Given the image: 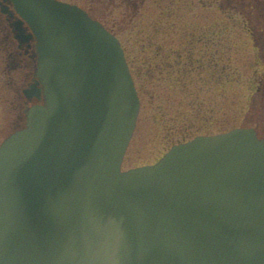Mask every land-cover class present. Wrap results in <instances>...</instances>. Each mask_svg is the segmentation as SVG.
Wrapping results in <instances>:
<instances>
[{
	"label": "water",
	"instance_id": "95a60500",
	"mask_svg": "<svg viewBox=\"0 0 264 264\" xmlns=\"http://www.w3.org/2000/svg\"><path fill=\"white\" fill-rule=\"evenodd\" d=\"M45 105L0 147V264H264V141L200 136L122 171L140 99L116 36L56 0H11Z\"/></svg>",
	"mask_w": 264,
	"mask_h": 264
},
{
	"label": "rangeland",
	"instance_id": "374dc122",
	"mask_svg": "<svg viewBox=\"0 0 264 264\" xmlns=\"http://www.w3.org/2000/svg\"><path fill=\"white\" fill-rule=\"evenodd\" d=\"M60 1L89 11L125 50L141 106L123 171L250 124L263 66L237 12L212 0Z\"/></svg>",
	"mask_w": 264,
	"mask_h": 264
},
{
	"label": "flooded vegetation",
	"instance_id": "af4514ba",
	"mask_svg": "<svg viewBox=\"0 0 264 264\" xmlns=\"http://www.w3.org/2000/svg\"><path fill=\"white\" fill-rule=\"evenodd\" d=\"M212 1L217 8L237 12L243 18L244 30L252 40L256 56L262 60L263 70L257 74L251 90L250 124L243 128L254 130L264 140V0ZM37 67L36 36L14 4L0 0V117L4 123L0 145L27 126L28 112L41 103L34 91Z\"/></svg>",
	"mask_w": 264,
	"mask_h": 264
},
{
	"label": "bare ground",
	"instance_id": "6f19581e",
	"mask_svg": "<svg viewBox=\"0 0 264 264\" xmlns=\"http://www.w3.org/2000/svg\"><path fill=\"white\" fill-rule=\"evenodd\" d=\"M124 159H125V156H124ZM123 164H124V160H123V162H122V167H123Z\"/></svg>",
	"mask_w": 264,
	"mask_h": 264
}]
</instances>
